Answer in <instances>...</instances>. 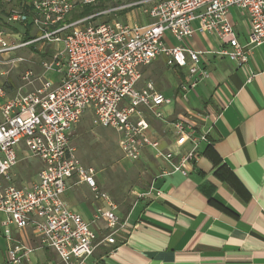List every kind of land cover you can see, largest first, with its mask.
<instances>
[{
    "label": "built area",
    "instance_id": "obj_1",
    "mask_svg": "<svg viewBox=\"0 0 264 264\" xmlns=\"http://www.w3.org/2000/svg\"><path fill=\"white\" fill-rule=\"evenodd\" d=\"M95 1L16 0L18 7L7 13L6 22L34 27L38 36L8 45L0 32V50L44 40L54 45L40 61V74L25 71L21 87L12 95L0 89V228L8 239L12 228L32 229L40 244L65 264H83L100 243L116 245V237L125 229L115 213L116 204L98 185L97 172L79 161L70 144L71 132L81 118L88 113L92 125L114 130L125 158L135 161L151 149L155 158L166 163L159 177L188 176L195 169L200 145L211 144L206 126L210 115L188 110L169 118L164 108L172 105L173 98L157 91L151 81H142L144 67L163 57L168 68L185 69V80L179 84V95L185 100L209 75L201 65L206 53L227 57L241 67L254 48L264 47V0H153L144 10L149 21L143 24L95 23L93 18L100 14L95 12L68 20L77 6ZM231 8L247 15L249 28L243 44L228 19ZM195 31L212 34L220 42L218 50L183 45ZM167 34L177 44L169 45ZM149 117L168 127L173 144L180 148L177 155L163 150L159 140L150 136ZM22 151L23 158L42 162L29 185L19 184L16 178ZM73 179L86 184L95 200L103 202L95 206L93 217L104 220L111 231L98 242L90 223L64 199ZM21 251L26 255L31 250L14 246L8 261L20 263Z\"/></svg>",
    "mask_w": 264,
    "mask_h": 264
},
{
    "label": "crops",
    "instance_id": "obj_2",
    "mask_svg": "<svg viewBox=\"0 0 264 264\" xmlns=\"http://www.w3.org/2000/svg\"><path fill=\"white\" fill-rule=\"evenodd\" d=\"M130 11L126 23L149 21L147 15ZM228 19L239 42L245 43L247 15L231 8ZM166 42L177 44L169 34ZM183 45L210 52L218 50L220 42L210 33L195 31ZM158 61L167 83L161 89L143 78L144 70ZM201 65L209 75L185 100L179 95V84L185 80L186 70L168 68L163 57L144 67L142 81H151L157 91L173 98L172 105L164 108L169 118L188 110L209 114L206 126L211 144L200 145L195 169L188 176L159 177L166 163L149 148L128 164L125 170L133 178L124 193L120 195L113 184L105 190L125 229L116 237V245H96L83 264H264V47L254 48L241 67L213 53H206ZM148 119L150 136L159 140L163 150L177 155L180 148L173 144L168 127ZM70 183L64 199L90 223L98 242L111 231L104 220L93 217L95 206L103 202L95 200L86 184L74 179ZM17 245L31 250L26 255L21 251L17 264H65L52 249L40 244L32 229L12 228L8 239L0 228L3 264H16L7 255Z\"/></svg>",
    "mask_w": 264,
    "mask_h": 264
},
{
    "label": "rangeland",
    "instance_id": "obj_3",
    "mask_svg": "<svg viewBox=\"0 0 264 264\" xmlns=\"http://www.w3.org/2000/svg\"><path fill=\"white\" fill-rule=\"evenodd\" d=\"M154 2L153 0L144 2L143 0H96L92 4V11L100 13L97 15L95 23L109 21L126 23L128 22L127 16L132 13L130 10H133L135 14L146 16L147 14L144 13V10L148 9ZM130 6H132V9L123 12L122 9ZM16 7H18L16 0H0V32H3V37H5L8 45L27 41L24 37L28 27L19 23L9 25L6 22L7 13ZM82 8L83 6H77L69 14L68 18L77 16ZM136 8H139L140 11L135 10ZM29 32L32 37L38 36V32L34 27L32 29L30 27ZM7 33L12 34V36L7 38ZM44 42L46 41L34 43L37 51L31 49L28 44L12 51L0 50V89L8 95H12L14 91L21 87V76L25 71L32 70L34 74L41 73V59L48 57L51 49L54 48V45L45 44ZM41 54L45 56H41ZM17 57L22 58V61L17 62ZM161 65L160 61L152 64L149 69L144 70L143 77L156 82L157 86H160L159 89L167 85L166 80L163 78L164 69L162 68V72L159 70ZM157 71L161 73H157ZM30 88L27 87V89ZM70 144L75 149V154L79 161L84 166H90L95 169L101 190L105 191L110 186L109 184H113L112 186L121 195V193H124L125 187L132 183L133 174L130 175V171H126L125 167L134 160L123 157L118 147L116 132L109 127L92 125L91 116L88 113L74 126L70 136ZM19 155L22 160L15 170L17 182L21 185H29L35 180L36 173L41 168L42 162L33 157L23 158L26 155L25 151L20 152ZM136 176L138 177V174Z\"/></svg>",
    "mask_w": 264,
    "mask_h": 264
},
{
    "label": "trees",
    "instance_id": "obj_4",
    "mask_svg": "<svg viewBox=\"0 0 264 264\" xmlns=\"http://www.w3.org/2000/svg\"><path fill=\"white\" fill-rule=\"evenodd\" d=\"M130 9H132V6H130L129 8H124V9H122V10H123V12H126V11H129ZM92 10H93L92 5H84L83 8H82V10H81V12H80L77 16H74V17L68 18V20H69V21H73V20H76V19L82 18V17H84V16H87V15H89V14H92V13H94ZM96 17H97V16H95V18H93V20H95ZM29 28H30V26H29V27L26 29V31H25V37H24L25 40H30V39L33 38V37L30 35V32H29L30 29H29ZM30 48L33 49V50H36V49H35V45H34V43H33V44H30ZM36 51H37V50H36ZM41 56H45V55H44V54H41ZM208 147H209V146H208Z\"/></svg>",
    "mask_w": 264,
    "mask_h": 264
}]
</instances>
